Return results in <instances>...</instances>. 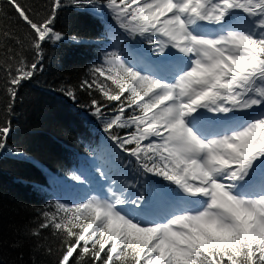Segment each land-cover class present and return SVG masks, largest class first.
<instances>
[{
  "label": "snow or ice",
  "instance_id": "6c2138e0",
  "mask_svg": "<svg viewBox=\"0 0 264 264\" xmlns=\"http://www.w3.org/2000/svg\"><path fill=\"white\" fill-rule=\"evenodd\" d=\"M7 3L35 53L5 69L14 102L43 70L44 45L64 39L53 24L65 4L52 0L37 21L19 0ZM70 3L108 10L112 30H123L117 39L130 38L135 54L114 45L92 69L104 82L82 84L117 102L88 106L106 134L93 165L99 175L73 172L91 185L87 194L54 201L31 235L52 229L57 264H264V0ZM10 132V122L0 126V152L23 156L8 147Z\"/></svg>",
  "mask_w": 264,
  "mask_h": 264
},
{
  "label": "trees",
  "instance_id": "16d2710c",
  "mask_svg": "<svg viewBox=\"0 0 264 264\" xmlns=\"http://www.w3.org/2000/svg\"><path fill=\"white\" fill-rule=\"evenodd\" d=\"M19 3L39 21L49 14L52 0ZM64 4L53 24L64 39L44 45L43 70L22 83L12 102L5 69L14 68L21 56L30 63L35 53L28 26L7 0H0V34L8 32L15 38L5 40L0 35V126L10 122L7 145L24 153L0 152V264H57L61 244L52 229L42 230L39 236L31 232L38 228L43 211H55L54 201H75L87 194L91 185H81L71 174L83 170L90 178L98 177L93 165L106 135L88 106L93 99L109 109L117 104L104 99L95 86H81L94 79L104 82L92 69L102 63L106 51L114 50V43L133 49L130 38L117 39L123 30H112L115 21L108 10L77 8L70 0ZM141 39L137 35L131 43L138 44ZM142 47L149 45L145 42ZM65 89L75 92L76 102L64 94Z\"/></svg>",
  "mask_w": 264,
  "mask_h": 264
},
{
  "label": "rangeland",
  "instance_id": "374dc122",
  "mask_svg": "<svg viewBox=\"0 0 264 264\" xmlns=\"http://www.w3.org/2000/svg\"><path fill=\"white\" fill-rule=\"evenodd\" d=\"M114 45H116L115 43H114ZM130 50V52H132V54H135V50L134 49H129ZM112 168H113V171L114 172H116V170H115V168H116V164L114 163V164H112ZM118 174V173H117ZM121 178H123V177H121ZM101 183H104V181H100Z\"/></svg>",
  "mask_w": 264,
  "mask_h": 264
}]
</instances>
